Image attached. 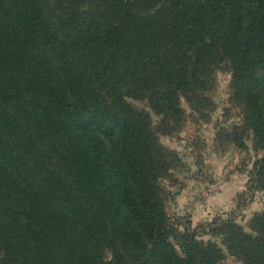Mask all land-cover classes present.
Instances as JSON below:
<instances>
[{
	"label": "trees",
	"instance_id": "16d2710c",
	"mask_svg": "<svg viewBox=\"0 0 264 264\" xmlns=\"http://www.w3.org/2000/svg\"><path fill=\"white\" fill-rule=\"evenodd\" d=\"M218 69L244 101L226 137L252 133L263 190L264 0H0V264H264V212L249 232L220 221L218 246L165 209L180 159L158 134L181 98L210 104Z\"/></svg>",
	"mask_w": 264,
	"mask_h": 264
},
{
	"label": "rangeland",
	"instance_id": "374dc122",
	"mask_svg": "<svg viewBox=\"0 0 264 264\" xmlns=\"http://www.w3.org/2000/svg\"><path fill=\"white\" fill-rule=\"evenodd\" d=\"M206 98L210 104L198 111L181 98L184 114L180 122L169 123L171 132L160 130V143L180 159L170 171L171 176L162 179L160 185L165 191L170 222L180 232L220 246L212 236L220 221H232L249 232L253 215L264 212V189H253L249 182L253 163L263 151L255 147L251 132L244 137V149L226 137L241 124L244 109V101L232 97L230 72L216 70ZM128 101L137 111L149 112L153 125H159L160 117L146 101ZM216 264L242 262L224 251Z\"/></svg>",
	"mask_w": 264,
	"mask_h": 264
}]
</instances>
